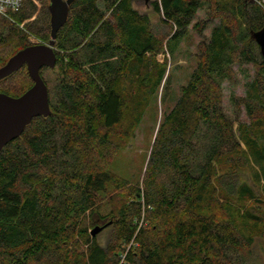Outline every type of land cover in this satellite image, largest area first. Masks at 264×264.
<instances>
[{"label": "trees", "instance_id": "trees-1", "mask_svg": "<svg viewBox=\"0 0 264 264\" xmlns=\"http://www.w3.org/2000/svg\"><path fill=\"white\" fill-rule=\"evenodd\" d=\"M49 4L24 0L17 24L0 19V49L17 41L12 57L31 46L26 31L49 42ZM151 5L165 33L133 0L71 5L56 64L40 70L52 113L0 152V264H252L264 240V55L254 37L264 0ZM191 28L196 64L167 107L171 69L159 55H177ZM248 65V94L232 91L226 105L224 84L236 87L235 67ZM20 75L18 93L1 92L20 97L34 85L25 66L0 84ZM158 98L166 109L143 176H118L116 157ZM97 226L110 231L103 243Z\"/></svg>", "mask_w": 264, "mask_h": 264}, {"label": "rangeland", "instance_id": "rangeland-1", "mask_svg": "<svg viewBox=\"0 0 264 264\" xmlns=\"http://www.w3.org/2000/svg\"><path fill=\"white\" fill-rule=\"evenodd\" d=\"M153 0H133V7L141 14H146L150 17L152 24L154 25L156 31L158 33L166 32V28L162 25L159 16L153 11L151 2ZM50 3V1H49ZM38 6L40 7L39 2L37 1ZM206 13L200 12L198 14V19L204 18ZM216 22L210 23L207 29V33L210 34L211 29L215 25ZM25 23L19 25V28L24 29ZM22 26V27H21ZM27 33V41L30 45L34 43L43 44L45 41L35 36L34 34L26 31ZM31 39V40H30ZM199 41V37L192 30H189L188 37L182 42L180 48L178 49L177 55L170 57L166 51V53L159 55V59L163 61L165 57H167L169 61V66L171 69V86H170V101L167 104V107L173 106V103L177 96L179 95L180 86L187 82L189 75L191 74L193 68L196 64V59L194 57V53L196 51V46ZM17 41H13L8 43L6 46H3L0 49V57L6 59L9 55H11L15 50H17ZM236 77L238 79V84L236 87H231L230 84L225 83V103L229 106V96L232 91H234L237 95L245 97L248 94V84L251 82V77L254 74V70L252 66H243L242 69L235 67ZM247 69V70H245ZM243 70L249 72L250 76L245 77L243 74ZM25 75H20L19 77L14 79L13 81H5L0 84V93L1 91H7L11 94L18 93V90L21 89V85H26V81L22 79ZM20 87V88H19ZM160 99L158 98V104H154L152 108L146 114L141 127L139 128L136 138L131 142L130 146L121 152L115 159L112 170L118 176H123L128 179H132L137 181L139 178L143 176V162L146 154L148 153L149 146L152 140V136L155 130V126L160 119L161 113L166 107H162ZM242 123H249L250 118L248 117L246 110L244 109L241 116ZM263 134H264V126H263ZM243 145V144H242ZM245 148V146L243 145ZM248 182L251 184L252 181L248 179ZM109 229L103 230L100 232L99 239L103 243L106 238L109 236ZM252 264H264V240L257 238L254 247L252 248Z\"/></svg>", "mask_w": 264, "mask_h": 264}, {"label": "water", "instance_id": "water-1", "mask_svg": "<svg viewBox=\"0 0 264 264\" xmlns=\"http://www.w3.org/2000/svg\"><path fill=\"white\" fill-rule=\"evenodd\" d=\"M49 1L50 41L44 42L43 45L28 46L11 57L12 53L6 58L8 60L11 57L7 63L0 68V81H2L27 66L29 76L34 82V85L20 97L0 93V152L8 143L19 138L34 118L48 117L52 113L48 87L40 75V70L43 67L53 68L55 66L57 34L67 22L70 7L76 0ZM254 37L264 55V28ZM103 228L95 227L91 231L92 236L96 237Z\"/></svg>", "mask_w": 264, "mask_h": 264}, {"label": "built area", "instance_id": "built-area-1", "mask_svg": "<svg viewBox=\"0 0 264 264\" xmlns=\"http://www.w3.org/2000/svg\"><path fill=\"white\" fill-rule=\"evenodd\" d=\"M23 3L24 0H0V19H6L12 23L17 24L14 18V14L18 13L21 10ZM39 43H34L33 41L32 45H39Z\"/></svg>", "mask_w": 264, "mask_h": 264}, {"label": "flooded vegetation", "instance_id": "flooded-vegetation-1", "mask_svg": "<svg viewBox=\"0 0 264 264\" xmlns=\"http://www.w3.org/2000/svg\"><path fill=\"white\" fill-rule=\"evenodd\" d=\"M46 44V43H45ZM48 44V43H47ZM39 45H43V44H39ZM25 67H27V66H25Z\"/></svg>", "mask_w": 264, "mask_h": 264}]
</instances>
